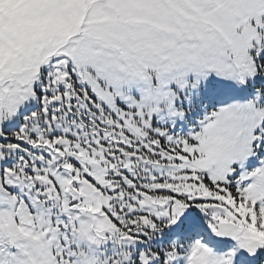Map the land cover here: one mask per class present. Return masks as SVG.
Here are the masks:
<instances>
[{"label":"snow or ice","instance_id":"obj_1","mask_svg":"<svg viewBox=\"0 0 264 264\" xmlns=\"http://www.w3.org/2000/svg\"><path fill=\"white\" fill-rule=\"evenodd\" d=\"M0 264H264V0H0Z\"/></svg>","mask_w":264,"mask_h":264}]
</instances>
